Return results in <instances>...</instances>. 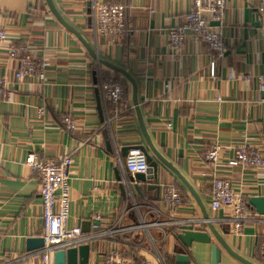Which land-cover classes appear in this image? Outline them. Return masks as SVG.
I'll return each instance as SVG.
<instances>
[{
    "label": "crops",
    "instance_id": "1",
    "mask_svg": "<svg viewBox=\"0 0 264 264\" xmlns=\"http://www.w3.org/2000/svg\"><path fill=\"white\" fill-rule=\"evenodd\" d=\"M50 1L98 60L124 70L135 82L142 122L153 147L192 187L228 249L250 264H264V216L250 208L252 221L236 234L225 221L231 217L230 209L214 212L210 208L213 175L229 181L247 204L251 198L264 197V171L227 164L233 157L230 148L238 143H248L264 155V93L258 92L257 83V77L264 74V17L258 13L264 0H225L220 28L226 51L216 61L214 78L213 59L203 43L187 39L178 54L169 46L168 33L183 24L193 8L192 0ZM94 5L122 7L126 29L121 37L95 35ZM0 29L7 33L8 44L27 45L33 59L49 63L43 83L35 79L18 82L14 78L17 64L0 46V81L7 82L5 95L0 96V264L39 263L35 252L26 251L27 240L41 238L44 230L40 175L25 163L30 155L41 163L72 157L67 229L91 230L97 215L103 218V229H131L140 222H153L154 216L145 208L134 210L127 197L132 186L125 187L123 196L117 181L119 177L127 184L132 178L120 168L125 159L121 149L147 148L131 84L94 59L54 17L46 0H0ZM94 73L97 82L122 83L125 96L117 117L111 107L101 105V121ZM243 74L253 75V81L228 80L229 75ZM40 107L46 111L41 120L37 118ZM64 116L75 122L76 130L63 125ZM212 145L224 147L217 166L204 159ZM155 184L160 191L148 192L147 185L139 184L143 198L133 193L136 205L152 204L168 219L163 198L166 191L175 190L184 200L179 218L204 219L178 177L161 163ZM97 186L99 190L94 191ZM193 230L209 233L207 225ZM178 233L168 226L128 230L96 240L89 244L88 264H103L114 251L132 262L176 264V255L183 253L189 264H212L213 244L221 251L219 264H242L211 235L210 245L193 243L186 248L177 241Z\"/></svg>",
    "mask_w": 264,
    "mask_h": 264
},
{
    "label": "built area",
    "instance_id": "2",
    "mask_svg": "<svg viewBox=\"0 0 264 264\" xmlns=\"http://www.w3.org/2000/svg\"><path fill=\"white\" fill-rule=\"evenodd\" d=\"M193 8L185 16L184 22L177 28H172L168 33L169 46L172 52L181 53L187 39L197 43H203L207 48L213 61L210 63L211 77H215L216 61L224 57L226 46L223 41L220 25L226 13L225 0H192ZM93 13V32L95 35L117 39L121 37L126 29L125 13L122 7L118 5H94ZM258 13L264 17V1L258 7ZM218 23V26H212ZM7 33L0 29V46H4L7 57L10 61L17 64V70L14 78L20 82L25 79H35L43 83L46 79V71L49 63L46 60H35L29 54L27 45L8 44ZM254 77L251 74L229 75V81L239 83H249ZM6 81H0V96L5 95L4 87ZM258 92L264 93V74L257 77ZM99 84V85H98ZM98 90L101 105L104 109L111 107L114 117L119 114V106L125 96V90L119 81L110 80L107 82H98ZM222 102L221 99H217ZM46 114L43 107L37 109V118L41 120ZM110 119V118H109ZM63 125L68 130H76L75 122L68 116L62 119ZM233 151V157L227 161L230 167H240L243 169H253L255 171H264V155L257 148L248 143H238L230 148ZM226 150V148H225ZM224 147L212 145L205 153L204 159L209 164L217 166L222 159ZM26 166L40 175L39 195L42 201L44 230L42 239L44 246L41 250L33 253L39 258L38 264H53V255L58 251H66L78 248L82 245H89L96 240L109 239L118 233L128 230L151 229L174 227L178 232L184 230H193L194 226L207 225L209 220L205 219H181L179 218L180 208L183 205V198L175 190L166 191L163 202L169 208L170 217L164 218L161 211L152 204L138 206L135 204L134 192H127L135 211L145 208L148 214L154 216L151 223L140 224L131 229H103L101 223L103 218L99 215L94 217L91 230L84 234L79 228L67 229V219L69 215V180L72 175L73 159L71 156H65L59 163H41L34 155L26 159ZM120 168L132 178L137 174H145L148 171L145 154L138 148L133 147L129 150L124 161L120 162ZM99 187H94L98 191ZM131 191V190H130ZM59 207V211L55 208ZM212 211H221L228 208L231 211V217L227 221L234 227V232L240 234L241 229L252 221V213L248 204L244 201L242 194L236 193L231 189L229 181L212 177L211 202ZM264 257V246L262 248ZM103 264H164L158 260V263L142 261L132 262L125 260L117 251L111 252Z\"/></svg>",
    "mask_w": 264,
    "mask_h": 264
},
{
    "label": "water",
    "instance_id": "3",
    "mask_svg": "<svg viewBox=\"0 0 264 264\" xmlns=\"http://www.w3.org/2000/svg\"><path fill=\"white\" fill-rule=\"evenodd\" d=\"M50 11L54 15V17L60 22V24L67 29L69 32L73 33L75 36H77L80 41L84 44L85 48L88 50L90 55L96 59L100 64L108 67L109 69L115 71L116 73H119L122 75L132 86V95H133V105L136 110L138 122L140 125V129L144 135V138L146 140L147 148L140 146L138 147L146 156V162L148 165V171L145 174H137L134 178H130L127 182V184L120 180L119 177H117V181L120 183L119 189L123 196L125 195V187L132 186L131 189L138 195V197L143 198V195L140 191L139 184L147 185V191L153 192V191H160V187L156 185L155 183L158 181V163H161L162 165L168 167L177 177L178 180L182 183V185L187 189V191L190 193V195L193 197V199L196 201L198 207L202 211V216L205 220H209L208 215L201 204L198 196L192 189V187L188 184V182L176 171L174 170L169 164L166 163V161L160 156V154L156 151V149L153 147L146 129L144 127V124L142 122L140 109L138 107V101H137V91H136V84L132 80V78L129 76L127 72L124 70L115 67L109 63L103 62L98 60L97 56L95 55L94 51L86 44V42L78 35L73 29H71L56 13L55 9L52 6V3L50 0H46ZM212 26H218V23H213ZM94 75V83L95 85L98 84L96 80V73ZM99 93L96 92V99H97V107L99 110V115L101 118V121L103 120L102 116V107L100 102V97L98 95ZM110 143H106L107 149L110 151ZM130 147H125L121 149V158H126ZM249 208L254 210L258 215L264 216V197H254L249 200L248 204ZM208 232L206 231H194V230H184L179 232L176 235L177 241L184 247L190 248L193 243H199V244H211V236L215 238V240L218 242V244L223 247L228 254L233 257L234 259H237L242 264H250L241 257L234 254L232 251L228 249V247L225 245L224 241L219 237L218 233L214 229V224L212 222H209L207 224ZM90 232V229L88 231H83L84 234H88ZM211 235V236H210ZM44 246V241L42 238H32L28 239L26 242V251L27 252H37L41 250ZM89 255H90V246L89 245H82L78 248L69 249L66 251H58L54 253L53 255V264H88L89 262ZM211 259L212 264H219L221 260V251L216 245H211ZM176 264H189L190 260L188 256H186L183 253H179L176 255Z\"/></svg>",
    "mask_w": 264,
    "mask_h": 264
}]
</instances>
